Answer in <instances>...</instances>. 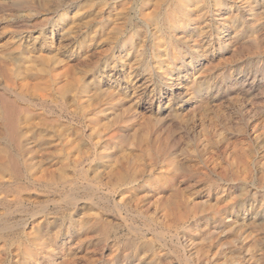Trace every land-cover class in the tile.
Returning <instances> with one entry per match:
<instances>
[{
  "label": "rangeland",
  "instance_id": "obj_1",
  "mask_svg": "<svg viewBox=\"0 0 264 264\" xmlns=\"http://www.w3.org/2000/svg\"><path fill=\"white\" fill-rule=\"evenodd\" d=\"M46 1L29 12L0 0V95L16 97L29 114L21 116L9 153L0 138V264H264V0H109L116 8L104 15L86 0ZM82 8L92 14L76 15ZM60 13L67 20L58 21ZM173 19L180 27L170 34ZM62 27L72 35L58 52L51 39ZM31 58L44 65L31 68ZM61 59L73 62L64 89L47 82ZM121 62L146 67L148 87L112 84L109 74L125 77ZM169 71L181 73L177 82L189 91L166 82ZM116 110L133 121L94 130L90 117L99 121ZM152 118L164 146L153 143L155 133L135 145L114 139ZM14 152L19 172L1 162Z\"/></svg>",
  "mask_w": 264,
  "mask_h": 264
},
{
  "label": "bare ground",
  "instance_id": "obj_2",
  "mask_svg": "<svg viewBox=\"0 0 264 264\" xmlns=\"http://www.w3.org/2000/svg\"><path fill=\"white\" fill-rule=\"evenodd\" d=\"M12 2H11V5L12 6H14L15 8H18V9H20V10H28L29 12H33V11H36V10H38L40 7H41V5L38 3V1H40V0H11ZM44 1V0H43ZM49 1V0H48ZM48 1H46V2H48ZM59 1V0H58ZM62 1V0H61ZM86 1H89V2H87L86 4H87V6H92V8L93 7H97V9H96V11H97V13H100V14H106V13H110V10L113 8V7H115V6H113L112 8H111V3L109 2V0L107 1V0H86ZM121 1V0H120ZM164 1V0H163ZM169 1V0H168ZM180 1H182L184 4H186V3H189L191 0H180ZM9 2V1H8ZM50 2V1H49ZM78 2H80V1H78ZM112 2V1H111ZM159 2V1H158ZM157 2V3H158ZM171 2H173V1H171ZM202 2V1H201ZM59 3V2H58ZM66 3V2H65ZM80 3H82V2H80ZM113 3V2H112ZM134 3V2H133ZM136 3H137V1H136ZM166 3V2H165ZM174 3H175V1H174ZM174 3H171V4H174ZM198 3V2H197ZM264 3V2H263ZM48 4V3H47ZM47 4H45L44 2L42 3V7H44V6H46ZM53 4V3H52ZM66 4H68V3H66ZM85 4V5H86ZM114 4V3H113ZM121 4V3H120ZM130 5H131V3H129ZM135 4V3H134ZM193 4V3H192ZM201 4V3H200ZM116 5V4H115ZM137 5V4H136ZM155 5V4H154ZM194 5V4H193ZM256 5V4H255ZM10 6V5H9ZM11 6V7H12ZM55 6V5H54ZM79 6V5H78ZM82 6V5H81ZM121 6V5H120ZM126 6V5H125ZM49 7V6H48ZM76 7V6H75ZM83 7V6H82ZM127 7V6H126ZM125 7V8H126ZM130 7V6H129ZM182 7H186L185 5H183ZM204 7H205V5H204ZM53 8V7H52ZM85 8H88V7H85ZM116 8V7H115ZM124 8V7H123ZM122 7H121V10L123 9ZM135 8V7H134ZM139 8V7H138ZM191 8V7H190ZM199 8H201V7H199ZM246 8V7H245ZM13 9V8H12ZM50 9V8H49ZM170 9V8H169ZM188 9V8H187ZM252 9V8H251ZM16 10V9H15ZM14 10V11H15ZM46 10V9H45ZM66 10V9H65ZM64 10V11H65ZM120 10V9H119ZM124 10V9H123ZM128 10V9H127ZM126 10V11H127ZM135 10V9H134ZM171 10V9H170ZM206 10V9H205ZM236 10V9H235ZM74 11V10H73ZM76 11V10H75ZM91 11H92V9H91ZM130 11H132V10H130ZM143 11V10H142ZM6 12H7V10H6ZM26 12V11H25ZM24 12V13H25ZM42 12V11H41ZM49 12H50V10H49ZM61 12V11H60ZM66 12V11H65ZM69 12V11H68ZM146 12V11H145ZM173 12V11H172ZM249 12V11H248ZM14 13V12H13ZM15 13H16V11H15ZM17 13H18V11H17ZM16 13V14H17ZM91 13V12H90ZM90 13H88V11L86 10V9H84V8H82V9H78L77 11H76V15L78 14V15H80V16H83V15H85V14H87V16L90 14ZM113 13V12H112ZM123 13V12H122ZM121 13V14H122ZM130 13V12H129ZM160 13V12H159ZM19 14V13H18ZM22 14H23V12H22ZM41 14V13H40ZM61 14V13H60ZM66 14L67 13H62L61 15H60V17L58 18V21H62V20H64L65 19V16H66ZM92 14V13H91ZM99 14V15H100ZM134 14V13H133ZM178 14H180V12L178 13ZM53 15V14H52ZM73 15V14H72ZM75 15V16H76ZM93 15H95V13L93 14ZM113 15H117V14H113ZM119 15V14H118ZM139 15H140V9H139ZM138 15V16H139ZM158 15V14H157ZM218 15V14H217ZM23 16V15H22ZM29 16V15H28ZM32 16H34V15H32ZM55 16V15H54ZM74 16V15H73ZM74 16V17H75ZM107 16V15H106ZM120 16V15H119ZM118 16V17H119ZM137 16V15H136ZM230 16V15H229ZM248 16V15H247ZM93 17V16H92ZM113 17V16H112ZM159 17V16H158ZM164 17H165V15H164ZM176 17V16H175ZM54 18V17H53ZM69 18H70V16H69ZM71 18H72V16H71ZM82 18V17H81ZM80 18V19H81ZM94 18V17H93ZM124 18H126V17H124ZM139 18H140V16H139ZM169 18V17H168ZM186 18V17H185ZM187 18H189V17H187ZM48 19H49V17H48ZM74 19V18H73ZM79 19V18H78ZM116 19H118L117 17H116ZM142 19V18H141ZM161 19V18H160ZM159 19V20H160ZM163 19V18H162ZM207 19V18H206ZM65 20H67V19H65ZM93 20V19H92ZM91 20V21H92ZM108 20V19H107ZM139 20V19H138ZM158 20V21H159ZM174 20V19H173ZM176 20V19H175ZM173 21V22H171V26H170V29L169 30H167V31H169L170 32V34L172 33V31L174 30V29H177V28H179L180 26H179V22H177V20L176 21ZM181 20H183V19H181ZM180 20V21H181ZM202 20V19H201ZM216 20V19H215ZM240 20V19H239ZM254 20V19H253ZM77 21V20H76ZM79 21V20H78ZM91 21H90V23H91ZM95 21H96V19H95ZM118 20H116V22H117ZM125 21V20H124ZM161 21V20H160ZM211 21V20H210ZM252 21V20H251ZM72 22V21H71ZM80 22H82V21H80ZM84 22V21H83ZM114 22V21H113ZM133 22V21H132ZM148 22V21H147ZM164 21H162V23H163ZM168 22V21H167ZM47 23H48V21H47ZM56 23V22H55ZM58 23H60V22H58ZM85 23V22H84ZM88 23V22H87ZM199 23V22H198ZM197 23V24H198ZM200 23H202V22H200ZM71 24H73V23H71ZM76 24V23H75ZM78 24H79V22H78ZM131 24V23H130ZM167 24H169V23H167ZM69 25V24H68ZM110 25H111V23H110ZM123 25V24H122ZM209 25V24H208ZM232 25V24H231ZM44 27H45V25H43ZM42 26V27H43ZM73 26V25H72ZM75 26V25H74ZM104 26V25H103ZM148 26L150 27L149 28V30H150V34H151V37H155L156 39L158 38V36L156 37V35H155V32L154 31H152V30H154V29H152L151 28V25L149 24V22H148ZM161 26H162V24H161ZM190 26V25H189ZM191 26H193V25H191ZM200 26V25H199ZM22 27V26H21ZM54 27H57V25L55 26L54 25ZM84 27V26H83ZM88 27L89 26H87V25H85V27H84V32H83V34L82 35H84V34H86V36H88L90 33L88 32ZM154 27V26H153ZM234 27V26H233ZM24 28V27H23ZM63 28V27H62ZM105 28H107V27H105ZM104 28V29H105ZM112 28V27H111ZM119 28V27H118ZM165 28V27H164ZM167 28V27H166ZM187 28V27H186ZM76 29V28H75ZM81 29H83V28H81ZM109 29V28H108ZM112 29H115V28H112ZM163 29V28H162ZM188 29V28H187ZM186 29V30H187ZM190 29V28H189ZM45 30V29H44ZM50 30V29H49ZM57 30V29H56ZM55 30V31H56ZM178 30V29H177ZM252 30V29H251ZM30 31V30H29ZM62 32V34L58 37V38H53V39H51L52 40V43H53V47H54V45L56 46V49L58 48V49H60L61 50V48H60V46L63 44V40H70V39H68V34L69 35H72L71 33H69V31H65V28H63L62 30H61ZM83 31V30H82ZM163 31V30H162ZM183 31V30H182ZM185 31V30H184ZM198 31V30H197ZM196 31V32H197ZM75 32H76V30H75ZM73 33L74 35L77 33ZM93 32V31H92ZM176 32L177 31H175V34H176ZM192 32V31H191ZM23 33V32H22ZM26 33V32H25ZM165 33V32H164ZM80 34V33H79ZM78 34V35H79ZM98 34V33H97ZM96 34V35H97ZM106 34V33H105ZM113 34V37H114V32L112 33ZM117 34V33H116ZM166 34V33H165ZM167 34H168V32H167ZM47 35V34H46ZM51 35V34H50ZM95 35V36H96ZM110 35H111V33H110ZM155 35V36H154ZM173 35V34H172ZM188 35V34H187ZM108 36V35H107ZM177 35H175V37H176ZM221 36V35H220ZM236 36V35H235ZM12 37V36H11ZM19 37V36H18ZM18 37H16V38H18ZM24 37V36H23ZM51 37V36H50ZM77 37V36H76ZM97 37V36H96ZM104 37V36H103ZM106 37V36H105ZM110 37V36H109ZM174 37V36H173ZM175 37L174 38H172V40H174L175 39ZM196 37V36H195ZM194 37V38H195ZM231 37V36H230ZM240 37V36H239ZM98 38V37H97ZM110 38H112V35H111V37ZM125 38V37H124ZM171 38V37H170ZM216 38V37H215ZM13 39V38H12ZM81 39V38H80ZM96 39V38H95ZM103 39H105L106 40V38H103ZM114 39V38H113ZM177 39H178V37H177ZM27 40V39H26ZM39 40V39H38ZM48 40V39H47ZM72 40V39H71ZM79 40V39H78ZM85 41H86V39H84ZM97 40V39H96ZM111 40V39H110ZM50 41V40H49ZM95 41V40H94ZM116 41V40H115ZM143 41V40H142ZM165 41V40H164ZM175 41H177V40H175ZM197 41V40H196ZM227 41V40H226ZM26 42V41H25ZM33 42V41H32ZM68 42V41H67ZM66 42V43H67ZM69 42H71V41H69ZM74 42V41H73ZM89 42V41H88ZM113 42H114V40H113ZM112 42V43H113ZM132 42V40H130V43ZM151 43H152V41H150ZM191 42V41H190ZM30 43V42H29ZM36 43V42H35ZM65 43V42H64ZM90 43V42H89ZM115 43V42H114ZM113 43V44H114ZM119 43V42H118ZM172 43V42H171ZM184 43H185V41H184ZM25 44V43H24ZM32 44V43H31ZM71 44H72V42H71ZM86 44H87V42H86ZM249 44V43H248ZM46 45V44H45ZM44 45V46H45ZM67 45V44H66ZM101 45V44H100ZM154 44H152V46H153ZM164 45V44H163ZM28 46V45H27ZM51 46V45H50ZM62 46H65V45H62ZM73 46V45H72ZM151 46V47H152ZM161 46V45H160ZM168 46V45H167ZM172 46V45H171ZM237 46V45H236ZM36 47V46H35ZM52 47V48H53ZM77 47H79V46H77ZM88 47V46H87ZM99 47V46H98ZM154 47V46H153ZM189 47V46H188ZM198 47V46H197ZM252 47V46H251ZM1 48V47H0ZM46 48H48V47H46ZM46 48H43V49H46ZM51 48V47H50ZM49 48V49H50ZM74 48V47H73ZM80 48V47H79ZM83 48H86V47H83ZM48 49V50H49ZM57 49V50H58ZM77 49V48H76ZM131 49V48H130ZM150 49V48H149ZM159 50H158V52H156V55H157V57H158V60L160 59V57H161V54L163 53V48H161V50H160V47L158 48ZM185 49V48H184ZM188 49H190V48H188ZM187 49V50H188ZM53 50V49H52ZM56 50V51H57ZM65 50V49H64ZM88 50H89V48H88ZM94 50V49H93ZM192 50V49H191ZM13 51V50H12ZM34 51V50H33ZM62 51V50H61ZM78 51V50H77ZM96 51V50H95ZM157 51V50H156ZM168 51V50H167ZM173 51V50H172ZM171 51V52H172ZM175 51V50H174ZM173 51V52H174ZM24 52V51H23ZM42 52V51H41ZM54 52V51H53ZM58 52H59V50H58ZM63 52V51H62ZM69 52V51H68ZM72 52V51H71ZM81 52V51H80ZM124 52V51H123ZM136 52V51H135ZM176 52V51H175ZM40 53V52H39ZM56 53V52H55ZM83 53V52H82ZM89 53V52H88ZM96 53V52H95ZM99 53V52H98ZM154 53V52H153ZM168 53V52H167ZM65 54V53H64ZM81 54V53H80ZM87 54V53H86ZM91 54V53H90ZM89 54V55H90ZM164 54V53H163ZM61 55V54H60ZM89 55H86V57L87 56H89ZM102 55V54H101ZM120 55V54H119ZM126 55V54H125ZM165 55V54H164ZM168 55V57H170V58H172L173 56V54L172 53H168L167 54ZM191 55H193V54H191ZM5 56H6V54H5ZM96 56V55H95ZM116 56V55H115ZM123 56V55H122ZM135 56H137L136 54H135ZM203 56V55H202ZM43 57V56H42ZM61 57V56H60ZM73 57V56H72ZM124 57V56H123ZM139 57V56H138ZM25 58V57H24ZM23 58V59H24ZM55 58V57H54ZM63 58V57H62ZM69 58V57H68ZM71 58V57H70ZM89 58V57H88ZM87 58V59H88ZM91 58V57H90ZM116 58V57H115ZM119 58V57H118ZM117 58V59H118ZM121 58V57H120ZM119 58V59H120ZM149 58V57H148ZM189 58V57H188ZM191 58H193V56L191 57ZM196 58V57H195ZM15 59V58H14ZM22 59V58H21ZM66 59V58H65ZM75 59V58H74ZM82 59V58H81ZM94 59V58H93ZM133 59H134V57H133ZM183 59V58H182ZM7 60V59H6ZM5 60V61H6ZM26 60V59H25ZM68 60V59H67ZM85 60V59H84ZM126 60V59H125ZM136 61H137V59H135ZM156 60V59H155ZM165 60V59H164ZM8 61V60H7ZM19 61V60H18ZM21 61V60H20ZM78 61V60H77ZM76 61V62H77ZM85 61H87V60H85ZM88 61H90V60H88ZM95 61H97V60H95ZM106 61H108V60H106ZM111 61V60H110ZM133 61V60H132ZM154 61V60H153ZM167 61V60H166ZM165 61V62H166ZM169 61V60H168ZM187 61V60H186ZM194 61V60H193ZM3 62V61H2ZM10 62V61H9ZM26 62H27V60H26ZM25 62V63H26ZM28 62H29V66L31 67V68H35V67H37V66H39V65H41L43 62L41 61V60H39V59H36V58H31L30 60H28ZM27 62V63H28ZM76 62H75V64H76ZM83 62V61H82ZM116 62V61H115ZM118 62V61H117ZM149 62H151V61H149ZM159 63H161L162 64V62H164L162 59H161V61L159 60L158 61ZM73 63V62H72ZM72 63H70V62H68V61H65L64 59H61V60H56L55 61V74H54V78H53V80L52 81H47L48 83L49 82H51V85L52 84H55V85H57L58 86V88H60V89H64V87H66V85L68 86V84H69V76H68V73L70 72V71H72V70H70V68H71V64ZM80 63V62H79ZM84 63H86V62H84ZM88 63H90V62H88ZM137 63V62H136ZM140 63V62H139ZM190 63H192V61L190 60L189 62H185L184 64H183V66L184 65H190ZM196 63V62H195ZM223 63V62H222ZM230 63V62H229ZM118 64V63H117ZM117 64H115V65H113V69H114V71L116 70V68L117 67H120V66H118ZM120 64H122V68H123V70H125L124 71V73H125V77L124 78H122V79H120V78H118L117 77V79H116V77L114 76V73H111V74H109L110 76L108 77L109 78V80H111L112 81V84L113 83H122V82H126V83H128V82H131L132 84H133V88L132 89H134V88H136V90H137V88H142L143 86H145L146 88L148 87V85L147 84H149V82L148 81H150L149 79H151L150 77H152V74L150 73V75L148 76L147 75V73H145L148 69L145 67L144 68V70H143V72L142 71H140L139 69H138V67H136L135 65H134V63L133 62H121ZM167 64V63H166ZM42 65H44V63L42 64ZM73 65V64H72ZM82 65V64H81ZM80 65V66H81ZM86 65V64H85ZM89 65V64H88ZM87 65V66H88ZM195 65V64H194ZM77 66V65H76ZM104 66V65H103ZM166 66V65H165ZM177 66V65H176ZM7 67V66H6ZM9 67V66H8ZM12 67V66H11ZM10 67V68H11ZM23 67V66H22ZM28 66L26 65V68H27ZM50 67V66H49ZM77 67H79V66H77ZM94 67V66H93ZM96 67V66H95ZM100 67V66H99ZM162 67H164V66H162ZM167 67V66H166ZM186 67V66H185ZM213 67V66H212ZM21 68V67H20ZM24 68V67H23ZM26 68H24V69H26ZM73 68V67H72ZM76 68V67H75ZM80 69L79 70H81V67H79ZM83 68V67H82ZM85 68V67H84ZM88 68V67H87ZM153 68V67H152ZM151 68V69H152ZM159 68V67H158ZM92 69H94V68H92ZM120 69V68H119ZM147 69V70H146ZM167 69H168V67H167ZM171 69V68H170ZM195 69V68H194ZM235 69V68H234ZM28 70V69H27ZM32 70V69H31ZM75 70V69H74ZM100 70V69H99ZM98 70V71H99ZM160 70V69H159ZM172 70H173V68H172ZM171 70V71H172ZM1 71V70H0ZM76 72H77V70H75ZM85 71H86V69H85ZM156 71H158V69L156 70ZM176 71V70H175ZM194 72H196L195 70H193ZM24 72H25V70H24ZM23 72V73H24ZM26 72H30L29 70L28 71H26ZM79 72V71H78ZM116 72V71H115ZM122 72V71H121ZM163 72V71H162ZM173 72V71H172ZM198 72V71H197ZM19 73H20V71H19ZM22 73V72H21ZM94 73V72H93ZM105 73V72H104ZM193 73V72H192ZM82 74H83V72H82ZM154 74V73H153ZM181 73H177L176 75H174V73H171L170 71L169 72H167L166 74H165V76H163L164 78H165V80H166V82H169L170 84H174V85H172V87H176V88H181V89H183L185 92H187V91H189V86H186V84L184 83V84H182L183 82H181V81H179V82H177L178 80H179V78H178V76L180 75ZM1 75H2V73H1ZM17 75H19V74H17ZM76 75H77V73H76ZM84 75V74H83ZM97 75H99V74H97ZM193 75V74H192ZM71 76V75H70ZM1 77V76H0ZM39 77V76H38ZM41 77V76H40ZM39 77V78H40ZM92 77V76H91ZM123 77V76H122ZM158 77V74L156 75V78ZM5 78V77H4ZM28 78V77H27ZM38 78V79H39ZM51 78V77H50ZM85 78V77H84ZM99 78V77H98ZM105 78H107V77H105ZM156 78H152V79H156ZM186 78V77H185ZM190 78V77H189ZM197 78V77H196ZM196 78H194L192 81H190V83L191 84H195V81H196ZM244 78V77H243ZM1 79H3V77L1 78ZM22 79V78H21ZM74 79V78H73ZM91 79V78H90ZM24 80H25V78H24ZM29 80V79H28ZM27 80V81H28ZM33 80V79H32ZM36 80V79H35ZM44 80V79H43ZM82 80V79H81ZM190 80V79H189ZM1 81V80H0ZM2 81H4V80H2ZM6 81V80H5ZM20 81H22V80H20ZM31 81V80H30ZM30 81H28V83L30 84ZM92 81H94L93 80V78H92ZM97 81V80H96ZM108 81V80H107ZM110 81V82H111ZM187 81V80H186ZM185 81V82H186ZM7 82H8V80H7ZM25 82V81H24ZM35 82V81H34ZM34 82H32V84L34 83ZM72 82V81H71ZM151 82V81H150ZM159 82H161V81H159ZM176 82V83H175ZM2 83V82H1ZM15 83V82H14ZM68 83V84H67ZM92 83V82H91ZM97 83V82H96ZM186 83H189V82H186ZM233 83V82H232ZM3 84V83H2ZM26 84H27V82H26ZM72 84V83H71ZM70 84V85H71ZM76 84V83H75ZM98 84V83H97ZM168 84V83H167ZM31 85V84H30ZM73 85V84H72ZM89 85V84H88ZM92 85V84H91ZM91 85H89V86H91ZM107 85H110L111 86V84L110 83H107ZM115 85V84H114ZM1 86V85H0ZM12 86V85H11ZM9 84H7V85H5L4 86V84H3V87H4V89L5 90H9V91H11L15 96H17V97H20V95L18 94V93H16L14 90H13V86L11 87ZM24 86H25V84H24ZM29 86V85H28ZM27 86V87H28ZM97 86V85H96ZM116 86V85H115ZM163 86V85H162ZM53 87V86H52ZM98 87V89H99V86H97ZM103 87V86H102ZM108 87V86H107ZM153 87V86H152ZM160 87V86H159ZM188 87V88H187ZM72 88V87H71ZM70 88V89H71ZM74 88V87H73ZM125 88V87H124ZM130 88V87H129ZM17 89V88H16ZM50 89H52V88H50ZM85 87L84 86H81L80 87V90L81 91H85ZM127 89H128V87H127ZM174 89V88H173ZM0 90H2V89H0ZM29 91H31V94H32V91L33 90H31V89H28ZM74 90V89H73ZM89 90H91V89H89ZM140 90V89H139ZM144 90V89H143ZM142 90V91H143ZM151 90V89H150ZM212 90V89H211ZM3 91V90H2ZM52 91V90H51ZM128 91H129V89H128ZM127 91V92H128ZM141 91V90H140ZM167 91V90H166ZM178 91V90H177ZM54 92V91H53ZM71 92H74V91H72L71 90ZM75 92H77V91H75ZM91 92H92V90H91ZM132 92V91H131ZM135 92H137V91H134L133 93H135ZM154 92V91H153ZM180 92V91H179ZM8 93V92H7ZM10 93V92H9ZM20 93V92H19ZM88 93V92H87ZM124 93V92H123ZM137 93H140L141 94V92H137ZM143 94L144 93H146V90H144L143 92H142ZM157 93V92H156ZM4 94V93H3ZM0 95V124H1V126H2V133H1V135H0V138L1 139H3V140H5L6 141V143L8 144V147H7V150H2V151H4L5 153H9V149H11L10 147L12 146V144L14 143V141H16V137L18 136V134L20 133V127H19V124H20V122L22 121L21 120V116L23 115V114H28V110L26 109V106L24 107V105L23 106H21V105H19L18 104V100H16L15 98L16 97H14V98H12V97H10V96H6V95ZM35 94V93H34ZM88 94H90V93H88ZM93 94V93H92ZM187 94V93H186ZM189 94V93H188ZM11 95V94H10ZM28 95V94H27ZM75 95V94H74ZM78 95V94H77ZM85 95H87V94H85ZM117 95H119L120 96V93L119 94H117ZM135 95V94H134ZM138 95V94H137ZM25 97H26V94L24 95ZM48 96V95H47ZM72 96H73V94H72ZM88 96V95H87ZM108 96V95H107ZM123 96V95H122ZM125 96H126V93H125ZM133 96V95H132ZM136 96V95H135ZM153 96V95H152ZM158 96V95H157ZM176 96V95H175ZM29 97V96H28ZM49 98H50V96H48ZM67 97H68V95H67ZM66 97V98H67ZM69 97H70V95H69ZM127 97V96H126ZM139 97V96H138ZM179 97V96H178ZM177 97V98H178ZM198 97V96H197ZM73 98V97H72ZM71 98V100H73ZM107 98V97H106ZM109 98V97H108ZM118 98V97H117ZM132 98V97H131ZM185 98H187V97H185ZM41 99V98H40ZM46 99H47V97H46ZM70 99V98H69ZM101 99V98H100ZM122 99V98H121ZM121 99H119V100H121ZM130 99V98H129ZM147 99V98H146ZM169 99V98H168ZM180 99H181V97H180ZM195 99V98H194ZM31 100V99H30ZM41 100H43V99H41ZM67 100V99H66ZM113 100H115V99H113ZM125 100V99H124ZM197 100V99H196ZM195 100V101H196ZM52 101V100H51ZM60 101V100H59ZM97 101H98V99H97ZM96 101V102H97ZM102 101H104V100H102ZM133 101V100H132ZM162 101V100H161ZM171 101V100H170ZM27 102H29V101H27ZM46 102V101H45ZM64 102V101H63ZM67 102V101H66ZM87 102V101H86ZM77 103V102H76ZM82 103V102H81ZM94 103V102H93ZM101 103V102H100ZM148 103V102H147ZM149 103H151L150 102V100H149ZM22 104V103H21ZM67 104V103H66ZM65 104V105H66ZM104 104V103H103ZM106 104V103H105ZM131 104V103H130ZM153 104V103H152ZM239 104V103H238ZM44 105V104H43ZM42 105V106H43ZM58 105H60L59 103H58ZM91 105H92V103L89 105V106H83V112H85V111H89V109L91 108ZM33 106V105H32ZM104 106V105H103ZM108 106V105H107ZM137 106V105H136ZM61 107V106H60ZM63 107H64V104H63ZM66 107H68V106H66ZM109 107V106H108ZM110 107H113V106H111L110 105ZM147 107V106H146ZM99 108V107H98ZM226 108V107H225ZM30 109V108H29ZM62 109V108H61ZM60 108H59V111L61 110ZM67 109V108H66ZM105 109V108H104ZM111 109V108H110ZM128 109V108H127ZM189 109V108H188ZM64 110V109H63ZM107 110H109V109H105L104 111H107ZM134 110H136V109H134ZM153 110V109H152ZM32 111V110H31ZM97 111V110H96ZM128 111V110H127ZM246 111V110H245ZM63 112V111H62ZM110 112V111H109ZM135 112V111H134ZM139 112V111H138ZM138 112H136V113H138ZM214 112V111H213ZM49 113V112H48ZM57 113H59V112H57ZM61 113V112H60ZM82 113V112H81ZM108 113V112H107ZM128 113H130V111L128 112ZM133 113V112H132ZM227 113V112H226ZM61 114H64V113H61ZM71 114V113H70ZM80 114V113H79ZM85 114H87V113H85ZM109 114V113H108ZM134 114V113H133ZM184 114H186V113H184ZM196 114V113H195ZM105 115V114H104ZM135 116H136V114H134ZM27 116H29V114L27 115ZM26 116V117H27ZM71 116H73V115H71ZM78 116V115H77ZM82 116H83V114H82ZM107 116V115H106ZM157 116V115H156ZM180 116V115H179ZM185 116V115H184ZM220 116V115H219ZM79 117V116H78ZM78 117H76V118H78ZM84 117V116H83ZM195 118V117H194ZM23 119V118H22ZM59 119V118H58ZM75 119V118H74ZM100 119V118H99ZM132 119H134L133 118V115H127L126 114V112L125 111H113L109 116H107V117H105V118H103V119H101V120H96L95 118H93V117H90V119H89V121H90V123H92L93 124V127H94V130L96 131V130H99V131H103L104 132V129H108V128H111V127H113V126H115V125H118L119 123H127V122H130V121H133ZM137 119V118H136ZM149 119V118H148ZM218 119H220V118H218ZM24 121V120H23ZM29 121V120H28ZM76 121V120H75ZM81 121V120H80ZM149 123L148 124H141L137 129H135V130H133V131H125V132H122V133H120V134H118L114 139H116V140H119L120 142H131V144H136V142H138V143H141V142H143L144 141V139H146V138H148L149 136H150V134H152V133H155L156 135L154 136L155 138H154V141H153V143L155 144V145H157V146H164V142L162 141V139H161V137H159V132H160V130L158 129V125H159V121L158 120H156V119H154V118H152V120L151 121H148ZM194 122V121H193ZM79 123V122H78ZM82 123V122H81ZM131 123V122H130ZM186 123V122H185ZM26 124V123H25ZM24 124V125H25ZM85 124V123H84ZM119 125H121V124H119ZM128 125V124H127ZM78 126V125H77ZM197 126V125H196ZM246 126V125H245ZM92 127V128H93ZM84 128V127H83ZM89 128V127H88ZM128 128V127H127ZM25 129V128H24ZM57 129H60V128H57ZM74 129V128H73ZM198 129V128H197ZM56 130V129H55ZM82 130H84V129H82ZM125 130V129H124ZM26 131H27V129H26ZM64 131V130H63ZM71 131H73V130H71ZM98 131V132H99ZM29 132V131H28ZM58 132V131H57ZM108 132V131H107ZM121 132V131H120ZM197 132V131H196ZM58 133H60V131L58 132ZM71 133V132H70ZM73 134H74V132H72ZM21 134V133H20ZM65 134H66V132H65ZM81 134V133H80ZM84 134H86V133H84ZM105 134V133H104ZM79 135V134H78ZM103 135V134H102ZM61 136V135H60ZM73 136V135H72ZM82 136V135H81ZM92 136V135H91ZM151 137V136H150ZM36 138V137H35ZM60 138V137H59ZM75 138V137H74ZM29 139V138H28ZM78 139H81V138H79V136H78ZM90 140H91V138H89ZM150 139V138H149ZM240 139H241V137H240ZM64 140H66L65 138H64ZM63 140V141H64ZM194 140V139H193ZM78 141V140H77ZM92 141V140H91ZM27 142V141H26ZM29 142H30V140H29ZM40 142V141H39ZM38 142V143H39ZM44 142V141H43ZM79 142V141H78ZM82 142V141H81ZM194 142V141H193ZM3 143V142H2ZM64 143V142H63ZM74 142H72L71 144H73ZM113 143H115V142H113ZM5 144V143H4ZM27 144V143H26ZM44 144V143H43ZM62 144V143H61ZM68 144V143H67ZM116 144V143H115ZM130 144V145H131ZM134 144V145H135ZM169 144V143H168ZM3 145V144H2ZM6 145V144H5ZM41 145V144H40ZM63 145V144H62ZM69 145V144H68ZM100 145V144H99ZM192 146V145H191ZM194 146V145H193ZM81 147V146H80ZM152 147V146H151ZM32 148H34V146L32 147ZM53 148V147H52ZM66 148H68V147H66ZM36 149V148H35ZM98 149V148H97ZM54 150V149H53ZM63 150V149H62ZM74 150V149H73ZM151 150V149H150ZM172 150V148H171V146L170 147H168V148H166L164 151H166V152H169V154H170V151ZM174 150V149H173ZM220 150V149H219ZM77 153V152H76ZM76 153H75V155H76ZM81 154V153H80ZM154 154H156L155 152H154ZM62 155V154H61ZM64 155H66L65 153H64ZM163 156V155H162ZM71 157H72V155H71ZM166 157V156H165ZM20 154L19 153H16L15 154V152L14 153H12V155L11 156H8V157H5V158H3L2 160H1V162H5V161H8V169H10V170H12V171H14V172H19L23 167H21V165L22 164H20L19 162H20ZM30 158V157H29ZM32 158V157H31ZM59 158V157H58ZM68 158V157H67ZM224 158V157H223ZM175 159V158H174ZM26 160V159H25ZM24 160V161H25ZM51 160V159H50ZM78 160V159H77ZM108 160V159H107ZM252 160V159H251ZM23 161V162H24ZM35 161V160H34ZM40 161V160H39ZM48 161V160H47ZM73 161H74V159H73ZM104 161H106V160H104ZM109 161V160H108ZM174 161V160H173ZM176 161V160H175ZM70 162H71V158H70ZM88 162V161H87ZM101 162V161H100ZM112 162V161H111ZM211 164V163H210ZM46 164H44V166H45ZM39 166V165H38ZM37 169H38V167H37ZM36 169V170H37ZM6 171H7V169H6ZM35 171V170H34ZM198 171V170H197ZM32 172V171H31ZM100 172H101V170H100ZM10 173V172H9ZM47 173V172H46ZM49 174V173H48ZM128 175V174H127ZM46 176V175H45ZM159 176H160V174H159ZM41 177H42V175H41ZM44 177V176H43ZM63 177H64V175H63ZM51 178V177H50ZM78 178V177H77ZM105 178V177H104ZM222 178V177H221ZM45 180V179H44ZM177 180V179H176ZM59 185V184H58ZM64 185V184H63ZM79 187V186H78ZM75 189V188H74ZM106 196V195H105ZM255 198V197H254ZM251 199V198H250ZM238 200V199H237ZM80 201V200H79ZM117 205V204H116ZM111 207V206H110ZM10 223V222H9Z\"/></svg>",
  "mask_w": 264,
  "mask_h": 264
}]
</instances>
